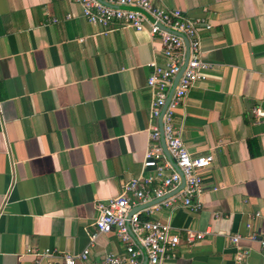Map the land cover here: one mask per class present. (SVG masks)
I'll return each mask as SVG.
<instances>
[{
    "label": "crops",
    "instance_id": "obj_1",
    "mask_svg": "<svg viewBox=\"0 0 264 264\" xmlns=\"http://www.w3.org/2000/svg\"><path fill=\"white\" fill-rule=\"evenodd\" d=\"M149 1L199 22L211 69L174 123L191 155L214 162L202 172L198 211L165 205L179 184L132 212L178 234L162 264H233L235 234L250 249L244 264H264V248L246 238L264 234V117L252 115L264 110V0ZM151 61L164 64L158 39L92 25L72 0H0V264H35L29 250L52 251L40 264L84 249L87 263L123 253L114 231L90 235L97 202L155 175L143 167Z\"/></svg>",
    "mask_w": 264,
    "mask_h": 264
},
{
    "label": "built area",
    "instance_id": "obj_2",
    "mask_svg": "<svg viewBox=\"0 0 264 264\" xmlns=\"http://www.w3.org/2000/svg\"><path fill=\"white\" fill-rule=\"evenodd\" d=\"M72 1L80 7L82 17L92 25L104 28L120 25L137 32L145 31L151 38L158 39L164 64L151 61V70L146 79V87L151 94L150 116L154 124L149 133L150 146L144 155L143 167H153L155 175L133 178L122 185L117 197L96 203L97 217L94 231L90 235L91 243L98 236L114 231L124 243L123 253L118 255L109 252L101 260L87 263L89 250L84 249L77 254H63L59 264H144L145 259V264H162L164 260L174 257V249L179 243L178 234L172 232L168 224L144 219L142 210L132 212V209L139 204L162 198L171 188H176L181 183V177L184 180L183 188L179 194L168 198L165 205L179 202L190 211L196 212L200 209L198 197L203 191L202 172L212 165L214 156L212 153L191 155L174 123L175 110L183 104L194 85L207 78L211 69V64L203 58L199 22L185 16L179 9L155 6L149 0ZM185 40L189 49L186 66L166 104L173 80L185 60ZM161 114L165 147L180 173L171 163L165 161L162 152L158 126ZM252 115L255 119H260L264 117V110L254 108ZM161 159L164 161L159 162ZM152 182H155L154 187H148ZM6 197L7 195L3 200ZM1 212L0 208V214ZM203 236L204 233L189 234L187 242L193 243ZM229 238L234 249L232 263L244 264L250 249L240 245V235L235 234ZM246 238L258 242L264 248V234L252 232ZM29 253L35 257V264H40L41 260H48L52 256V251L48 249L29 250Z\"/></svg>",
    "mask_w": 264,
    "mask_h": 264
},
{
    "label": "water",
    "instance_id": "obj_3",
    "mask_svg": "<svg viewBox=\"0 0 264 264\" xmlns=\"http://www.w3.org/2000/svg\"><path fill=\"white\" fill-rule=\"evenodd\" d=\"M188 55H189V49H188V43H187V40H185V60H184V63H183V66L181 67L180 71L178 72V74L176 75V77L174 78L173 80V83H172V86L170 88V91H169V94H168V97H167V100H166V104L168 103V101L170 100V96L172 94V91L179 79V77L181 76L182 74V71L183 69L185 68L186 66V62H187V59H188ZM161 120H162V114L159 116V119H158V126H159V131H160V134H161V138H160V142H161V146H162V149H163V152L165 154V156L167 157V159L170 161V163L172 164V166L174 167V169L178 172H179V169L177 168L176 164L173 162V160H171V158L169 157V154L166 150V147H165V143H164V140H163V137H162V129H161ZM184 186V180L183 178L181 177V183H180V186L178 188V190H176V192H178L179 190H181ZM166 198V197H165ZM164 199V198H163ZM157 201H160V200H157ZM148 205V204H147ZM146 263V259L144 261V264Z\"/></svg>",
    "mask_w": 264,
    "mask_h": 264
}]
</instances>
